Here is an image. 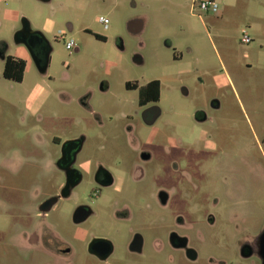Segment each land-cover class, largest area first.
Masks as SVG:
<instances>
[{"label": "rangeland", "instance_id": "obj_1", "mask_svg": "<svg viewBox=\"0 0 264 264\" xmlns=\"http://www.w3.org/2000/svg\"><path fill=\"white\" fill-rule=\"evenodd\" d=\"M213 1L218 5L216 12L201 10L193 0H0V36L10 40L26 17L33 29L46 33L50 44L45 73L33 64L26 46H13L12 53L27 61L20 82L3 78L0 60V190L6 200L3 206L0 203V238L8 237L20 222L17 226L13 222L9 206L21 203L16 210L29 208L32 180L37 175L30 160L54 151L55 137H85L84 159L101 157L115 165L117 158L125 157L131 163L135 152L126 143L128 124L142 141L150 130L136 113L137 90L125 84L141 86L159 80L157 104L162 113L154 143L160 144L151 165L167 161L160 149L168 137H181L187 143L182 151L172 152L178 155L186 154L192 141L204 137L201 128H206L192 114L196 109L206 110L214 122L209 132L214 139H222V148L231 151L233 171L230 207L210 211L219 223L231 213L237 217L228 229H216V235L224 234L220 243L211 240V231L200 222L201 232L210 236L199 241L198 249L206 258L214 254L236 264H260L254 257L239 256L237 238L264 224V0ZM100 17L108 19L107 27ZM242 30L249 34V43L241 42ZM70 39L74 47L68 50L65 43ZM214 97L219 108L211 107ZM114 149L121 151L113 153ZM152 180L149 174L144 183L133 186L135 191L128 190V197H148L152 223L145 230V256L137 259L128 254L120 234L106 228L101 233L116 244L113 261L169 264L171 256L179 261L178 253L165 242L163 228L170 218L148 196ZM90 194V185L81 183L73 200L61 203L55 214L60 215L68 239L75 229L69 217L73 206L88 202L96 207ZM25 224L30 226V221L24 219ZM86 227L101 234L96 217ZM156 240L163 244L160 250ZM74 245L81 251L83 264H100L90 259L82 244ZM6 251L2 264H37L34 255L15 254L9 247Z\"/></svg>", "mask_w": 264, "mask_h": 264}, {"label": "flooded vegetation", "instance_id": "obj_2", "mask_svg": "<svg viewBox=\"0 0 264 264\" xmlns=\"http://www.w3.org/2000/svg\"><path fill=\"white\" fill-rule=\"evenodd\" d=\"M40 1L51 2V0ZM20 26L21 24L15 29L10 40L4 35L0 36V60L3 62L2 76L5 79L7 78L3 72L6 60L10 57L19 58L12 53L14 45L28 46L32 62L39 72H41L39 68L44 67L46 61L49 63L50 44L46 33L43 30L34 34L26 30L16 33ZM135 59L140 62L139 58ZM47 68L48 64L41 73H45ZM149 82L141 86L131 82L125 84L127 89L137 90L136 113H139L145 128L150 130L142 141L136 135L135 127L128 124L126 143L135 152V158L131 163L128 164L125 157L117 158L115 165L107 164L101 157L82 158L86 144L83 136L63 140L55 137L52 143L57 148L54 151L46 155L38 154L32 156L33 158L30 157L32 158L30 161L34 162L37 168L35 170L37 175L32 180L31 203L27 210L22 208L16 210L21 203L9 206L12 210L11 215L14 216L13 222L16 226L19 220L20 222L8 237L0 238V264L3 255L7 253V247L12 248L15 254L22 252V254L34 255L33 259L37 264H83V258L79 256L81 251L74 245L75 243L82 244L84 251L94 262L135 264L128 260L113 261L112 257L116 251L115 241L102 233H106V228H110L114 233L120 234L128 254L137 259L145 256L147 243L145 230L149 229L150 222L152 223L148 214L149 205L146 203L148 197H136L137 200L134 201L135 197H128V190L130 187L131 191H135L133 186L144 183L149 174L154 180L148 196L150 195L155 205L170 218L163 228L166 233V246L177 252L179 256L177 262L176 257L171 256L169 264H236L233 260L217 258L214 254H208L206 258L198 249L199 241L203 242L210 236V233L204 236L201 232L200 222L203 221L208 231H211V240L220 243L224 234L216 235V229H228L230 223L237 217V214L231 213L219 223L218 217L210 211L211 208H217L218 212L222 208H229L230 200L233 199L230 188L233 177L229 164L231 151L222 148L224 143L222 139H214L212 132H209L214 122L208 112L196 109L192 114L193 119L206 128L205 130L201 128L204 137L192 141L189 151L182 155L172 152L182 151L181 147L187 144L184 138L168 137L167 142L160 149L167 157V161L151 165L155 147L160 144L156 146L154 142L159 135L160 130L156 123L162 110L157 104L161 84L159 97L156 100L154 93L146 89ZM184 89L183 94L187 95ZM210 104L213 108L220 106V102L215 97L211 99ZM123 118L129 119L130 116L123 114ZM119 151L121 150H112L113 153ZM22 160L23 158H19L20 163ZM204 163L206 165H203ZM19 166L15 171L19 170ZM83 182L90 185V198L96 201V207L88 202L73 206L69 217L75 229L73 238L68 239L61 228L60 215L55 216V214L61 203L73 200L75 188ZM0 203L2 206L6 204V200L1 197V190ZM232 203L237 205L238 202ZM67 210L69 211L68 208ZM104 215H107V218H101ZM62 217H66L65 213ZM93 217L100 221L101 234L93 233L86 227ZM167 217L162 216V221ZM24 219L30 221V226L24 225ZM237 228L238 224L235 225V229ZM155 244L158 250L163 247L160 240H156ZM237 248L242 259L254 257L260 264H264V224L257 231L245 232L239 236ZM92 260L89 261L93 262Z\"/></svg>", "mask_w": 264, "mask_h": 264}, {"label": "trees", "instance_id": "obj_3", "mask_svg": "<svg viewBox=\"0 0 264 264\" xmlns=\"http://www.w3.org/2000/svg\"><path fill=\"white\" fill-rule=\"evenodd\" d=\"M25 68L26 61L24 59L10 57L6 60L3 74L7 79L20 82L23 79ZM159 86V80L150 81L146 86V89L154 93V98L156 100L159 97Z\"/></svg>", "mask_w": 264, "mask_h": 264}, {"label": "built area", "instance_id": "obj_4", "mask_svg": "<svg viewBox=\"0 0 264 264\" xmlns=\"http://www.w3.org/2000/svg\"><path fill=\"white\" fill-rule=\"evenodd\" d=\"M195 4L201 9L205 11H211V12H216L218 10V5L215 1L213 0H193V5ZM99 21L104 24L105 27H107L108 24V19L105 17H100ZM242 37H241V42L242 43H249L251 41V38L249 34L246 32V30H242ZM65 47L68 50H71L74 47V40L70 39L66 41Z\"/></svg>", "mask_w": 264, "mask_h": 264}, {"label": "water", "instance_id": "obj_5", "mask_svg": "<svg viewBox=\"0 0 264 264\" xmlns=\"http://www.w3.org/2000/svg\"><path fill=\"white\" fill-rule=\"evenodd\" d=\"M20 24H21V26H20V28H19V30L16 32V33H20V32H23V31H27V32H29V33H32V34H34V33H38L39 32V30H35V29H33L32 28V26H31V23H30V21L26 18V17H22L21 18V20H20ZM23 43V42H22ZM26 44V43H25ZM24 45V44H23ZM27 45V44H26ZM27 48H28V46H27ZM29 50V49H28ZM47 64H48V61H46V64H44V67H42V68H39L40 70H41V72H43L44 70H45V68L47 67Z\"/></svg>", "mask_w": 264, "mask_h": 264}, {"label": "crops", "instance_id": "obj_6", "mask_svg": "<svg viewBox=\"0 0 264 264\" xmlns=\"http://www.w3.org/2000/svg\"><path fill=\"white\" fill-rule=\"evenodd\" d=\"M141 26H143V25H141ZM18 57V56H17ZM23 59V58H22ZM25 60V59H24ZM26 61V60H25ZM26 67H27V61H26ZM26 69V68H25ZM25 72V71H24Z\"/></svg>", "mask_w": 264, "mask_h": 264}]
</instances>
